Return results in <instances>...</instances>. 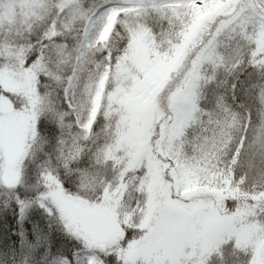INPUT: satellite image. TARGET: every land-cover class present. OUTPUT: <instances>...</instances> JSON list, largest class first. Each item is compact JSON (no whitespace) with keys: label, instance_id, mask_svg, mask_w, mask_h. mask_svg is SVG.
Listing matches in <instances>:
<instances>
[{"label":"trees","instance_id":"16d2710c","mask_svg":"<svg viewBox=\"0 0 264 264\" xmlns=\"http://www.w3.org/2000/svg\"><path fill=\"white\" fill-rule=\"evenodd\" d=\"M111 1L124 0H45L37 17L4 24L0 29V135L2 122H6L7 131L12 130L16 136L9 149L0 136V256L6 254L13 264H51L61 259L77 264L78 256L83 257L78 253L87 249L80 234L69 232L63 215L49 206L45 191L50 183L60 187L66 196L82 202L95 206L104 201L103 213H111L113 218L117 215L119 240L112 250L96 251L104 264H152L144 260L143 252L130 253L127 246L148 243L149 247L155 239L157 243L150 247L154 264H190L193 239L179 248L168 232L169 225L158 226V218L164 215L168 222L172 217L174 222L170 224L178 228L176 213L164 211L165 207L177 210L178 204L174 183L166 180L168 169L158 176L149 165L150 160L161 156L157 144L173 143L186 134L191 123L188 105L194 97L202 98L205 114L210 115L209 108L217 112L230 108L229 101L235 103L233 94L237 99L243 98L252 84L258 99L264 103V12L255 0H213L220 12L208 11L209 6L198 9V24L195 28L191 24L186 37L178 39L181 61L170 74L166 89L160 90L154 106L150 107L154 116L148 129L151 144L138 156L136 167L123 171L128 157L117 147L114 135L120 123L115 98L121 77L119 69L127 67V55L134 54L135 29L127 23L115 24L125 39L114 40L106 59L94 66L96 60L91 50L95 46L81 51L86 19L75 20L72 16L77 10L91 16ZM53 3L59 8L57 21L40 36ZM145 11V17L135 18V24L146 23L151 35L165 31L168 17H162L155 6L149 5ZM100 27L95 25L92 37ZM26 37H31L37 50L43 48L39 58L32 50L33 44L25 41ZM66 67H70V72L61 75ZM107 68L110 74L106 91L89 133L85 126L91 118L97 85ZM8 80L21 83L22 87H11L6 83ZM225 92L226 96L221 95ZM173 96L180 97L184 105L174 107ZM69 107L71 112L66 110ZM254 118L264 121V111L257 109ZM15 146L19 149L17 156L13 154ZM44 153H52L61 161V167L42 163ZM26 156L31 160L24 167ZM262 159L264 123L257 127L252 149L244 158L237 150L226 165L219 162L214 183L216 194L192 197L183 204L184 209L198 206L196 219L184 216V224L188 223L184 228L189 233L194 220L201 223L217 219L211 222L217 224L216 242L199 264H264V239L260 230V221L264 219ZM136 174L142 181L131 186L130 180ZM163 187L162 193L168 195L171 205L164 203L165 197L161 196L156 208H152L151 193L159 195ZM127 203L133 209L145 203L151 221L148 222L150 216L146 224L140 225L127 214L118 216V206H128ZM86 259L80 258L88 264Z\"/></svg>","mask_w":264,"mask_h":264},{"label":"rangeland","instance_id":"374dc122","mask_svg":"<svg viewBox=\"0 0 264 264\" xmlns=\"http://www.w3.org/2000/svg\"><path fill=\"white\" fill-rule=\"evenodd\" d=\"M255 4L264 12V0H255ZM149 5L155 6L162 17H168V25H165V31L162 29L161 34L155 32L151 35V31H148L151 29L146 23L143 26L135 24V18L145 17L143 12H146L145 9ZM44 6L45 0H0V29L4 24L17 23L18 20L26 22L27 19L37 17L39 10ZM207 6H209L208 11L220 12L219 7L216 6L213 0H199V2L198 0H124L121 3L111 1L99 9L101 12L97 11L88 17L80 10L72 13L75 20L86 19L81 51L107 42L117 23L121 25L127 23L129 27L135 29L132 38L134 54L129 53L127 55L129 57V62L126 64L127 67H123L122 71L119 69L118 75L121 77L115 98L119 107V119L117 120L120 123L114 135L116 136L117 147H121V152L128 157L123 171L136 167L138 156L144 153V150L150 146L151 140L148 129L151 127L152 117H154L150 107L154 106L156 95L160 90L166 89V83L171 76L170 74L178 68V63L181 61V50L178 39L186 37V29H191V24H195L194 28L196 27L198 24L196 20L200 18L198 9ZM103 13L106 14L105 18L102 15ZM186 17L187 19H185ZM96 24H100L101 27L98 34L92 37L91 35ZM109 72L110 69L107 68L101 79L102 81L97 85L93 99V110L95 108V99H97L99 89L105 80L106 87ZM6 83L11 87H22L21 83L17 84L11 80H8ZM179 98L176 96L172 98L174 101L171 103L176 108L184 105L183 100ZM262 99L264 102V90L262 91ZM175 111L177 110L174 108ZM229 111L230 108H223L218 112L213 111L210 113L209 116L212 117V121L217 126L218 131L215 134L209 133L198 155L193 156L186 150L188 141L185 139V134L179 140L176 139V141L170 144H168V141H160L157 144V152L161 156L156 157L157 161L156 159L150 160L151 163L149 165L152 166L158 176H163L164 171L168 169L165 172L168 174L166 180H171L174 183L172 187L175 188V192L177 193L178 209L170 211L169 208L165 207L164 211L176 213L178 228L170 224L174 222L172 217H169L170 221L168 222L164 215L158 218V226L161 228L169 225L168 232L170 235H173V239L177 243L175 245L179 248L183 245H188L189 240L193 239L191 243L193 244V254L189 262L190 264H199L201 258L209 252L214 242H216L214 233L217 232L218 228H216V223L211 222H215L217 219L201 223L194 220L192 222V232L190 229L191 233H189V230L184 228V225H188L187 221L184 224L186 220H184V216L188 215L191 220L193 218L196 219L195 213L198 211V206L195 204L189 205L188 209H184L185 206L183 204L192 197L204 196L205 194L211 196L215 193L214 183L217 180L220 162L217 157V145L220 144L225 135H229V139L231 138L229 129L232 127L233 122L229 116ZM178 118H180L181 124L182 119L181 117ZM93 121L95 119H93L92 113L90 122L85 126L86 132L91 131ZM5 123L2 122L1 126L3 130L1 129L0 136L3 145L9 149L12 148L13 140L16 139V136H13L12 130L7 131ZM167 130L169 129L167 128ZM167 130L164 131L163 135L167 133ZM220 146L223 147V145ZM15 147V149L13 148V154L17 156L19 149H17V146ZM15 156L13 157L15 158ZM13 157H10L11 160L14 159ZM120 158L123 159V156ZM20 162V159H18V164ZM141 181V177L136 174L132 176L129 184L137 186L140 185ZM47 187L45 198L48 199L49 206H52V208H55L63 215L62 218L69 232L73 234L78 232L80 239L85 244H88H86L87 249L85 251L78 253V255L81 254L83 257L78 256L77 264H84L80 258H87L88 264H102L96 251L112 250L111 248L117 243L116 240L120 238L119 232L116 230L117 215L114 214L115 218H113L111 213H103L106 211V207L102 206L104 201L94 206L85 201L77 200V198L66 196V193L55 184L50 183ZM162 191H164V187L159 189V195L151 193L150 202L152 208H156L155 204L162 199L161 196L165 197L164 200L166 201L164 203L170 202L171 205L170 198L166 193H162ZM126 205L128 206H118V209H116L119 210L120 215L118 216H125L127 214L131 221H139L140 225L146 224L150 216L148 222L151 221L152 215L147 212L145 203L140 204L134 209L128 203ZM110 210L115 211V208H111ZM162 210L163 208L159 212ZM260 224L262 225L260 229L261 235L264 239V219L260 221ZM156 243L157 239L153 240V243L149 247L147 246L148 243H133V245L127 246V251L133 254L143 252L142 257L144 260L154 264V253L153 251L151 252V248ZM51 264H70V261L68 259H61L53 261Z\"/></svg>","mask_w":264,"mask_h":264},{"label":"clouds","instance_id":"9594fccd","mask_svg":"<svg viewBox=\"0 0 264 264\" xmlns=\"http://www.w3.org/2000/svg\"><path fill=\"white\" fill-rule=\"evenodd\" d=\"M199 2V0H198ZM59 8L55 3L49 6V13L44 21L43 30L40 32V36H44L48 28L53 22L57 21V15ZM123 18V17H121ZM187 19V17L185 18ZM125 39L118 27L114 26L113 32L110 34V37L107 42L97 45L92 49V58L96 60V65L98 66L103 62L107 55L108 49L112 46V43L117 38ZM25 41L27 43L33 44V51H36L37 57L39 58L40 52L43 51V48L37 50V45L34 41L31 40V37H26ZM41 43H43L41 41ZM70 72V67H66L61 75H66ZM230 75H232L230 73ZM178 82V80H177ZM226 88L228 87V80L225 79ZM235 79L232 80L231 87L234 88ZM249 91L247 94L241 98L237 99L233 94L232 99L235 103H230L229 116L232 119V127L229 129V135H225L224 139L220 141V144L217 145V157L225 165L236 155L237 150L240 152V157L244 158L252 149L254 140L256 138L257 127L264 123V121L254 118V114L257 109L264 111V103L258 99V93L252 84L248 85ZM221 95L226 96L225 93ZM199 106V110L198 109ZM67 111L71 112V108H67ZM188 111L190 113V125L186 128L185 139L188 141L186 144V150L191 155H198L202 146L206 142V138L209 136V133L215 134L218 131L217 126L213 123L212 117L205 114L203 100L200 97H194L188 105ZM209 113L214 111V108H209L207 110ZM227 141V143H225ZM220 145H223L221 147ZM31 160L29 156L25 157L24 167H27V163ZM42 163H51L57 168L61 167V161L58 158H55L52 153H44L42 156ZM261 166L264 167V159L261 160ZM5 191H12L11 189H4ZM0 264H13L7 258V255L0 256Z\"/></svg>","mask_w":264,"mask_h":264},{"label":"bare ground","instance_id":"6f19581e","mask_svg":"<svg viewBox=\"0 0 264 264\" xmlns=\"http://www.w3.org/2000/svg\"><path fill=\"white\" fill-rule=\"evenodd\" d=\"M105 83H106V80L104 81V83L101 85L100 89H99V94L97 96V99H95V108L93 110V119H95V116L97 115L98 113V110H99V106H100V102H101V98H102V95H103V92H104V88H105Z\"/></svg>","mask_w":264,"mask_h":264}]
</instances>
